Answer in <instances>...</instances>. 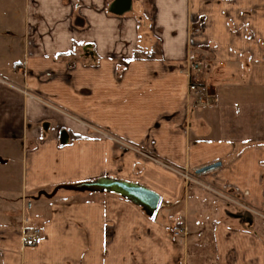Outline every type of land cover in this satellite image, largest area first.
Masks as SVG:
<instances>
[{"label":"crops","instance_id":"crops-1","mask_svg":"<svg viewBox=\"0 0 264 264\" xmlns=\"http://www.w3.org/2000/svg\"><path fill=\"white\" fill-rule=\"evenodd\" d=\"M203 65L209 106L188 90ZM216 163L202 180L245 209L206 221L182 174ZM0 168L18 184L0 185V264H194L180 216L192 243L210 221L214 264H264V0H0ZM103 178L158 195L154 215L36 198Z\"/></svg>","mask_w":264,"mask_h":264},{"label":"rangeland","instance_id":"rangeland-1","mask_svg":"<svg viewBox=\"0 0 264 264\" xmlns=\"http://www.w3.org/2000/svg\"><path fill=\"white\" fill-rule=\"evenodd\" d=\"M197 69H200L199 75L198 76L196 75L199 79V82L201 84L205 85V87L207 89V94L208 95L211 94L212 91H211V87L209 86V84L203 83V81H202V75H203L202 73H205V71H206L205 65H203L202 67H198ZM17 158H19V156H17ZM195 172L183 173L184 175L189 176V180H186L184 177H183V180L185 181V185H186L185 189H187V190L189 189V194L193 195L197 192L198 193L197 197L200 199V201H203L206 208H208L207 210H205V212H203V211L199 212V216L202 217L201 218L202 220L208 221V220L216 218L218 216L227 217V215L230 214L228 209L232 208V207H234V208L237 207L239 210L242 211L243 208L240 207L238 204H233V203L228 201V199L229 200L232 199V200H235L236 202H239L238 197H235L233 193H228L225 191L224 192L222 191V193H221V192L217 191L216 189H213L211 187L209 188V186H207L201 178V177H203L204 174L196 175ZM5 180L6 181L8 180V183H10V185L12 187H15V188L18 187L16 176L11 177V178L7 177L6 175H3L2 170H0V185L3 182H5ZM51 192L52 191H50L49 194ZM227 205H229L230 207ZM207 211H209V212L207 213ZM189 216H190V212H189ZM193 216L194 215L190 216L191 220L193 219ZM230 216H231V214H230ZM178 220L182 223L185 234H182L181 237H175L174 235L171 234L170 229H171V226L175 223V220L167 228L168 233L175 238L183 240L184 245L186 247V250L190 255H192V253L194 254V252H197L198 257L196 256L197 257L196 259L198 261L194 262V264H214L213 246H212L211 235H210L212 226L209 225L211 220L208 223L203 224L202 227H200L204 237L202 240H199L196 243L195 242L192 243L190 241V239H192V237L194 236L193 233L191 234V238L188 240L190 233H189V228L187 227V222H186L185 217L180 216V217H178V219L176 221H178ZM31 230L32 229L27 230V231H31ZM39 236H40V234H39ZM25 243H27V242H25ZM32 243H34V242H32ZM32 243H28V244H32Z\"/></svg>","mask_w":264,"mask_h":264},{"label":"water","instance_id":"water-1","mask_svg":"<svg viewBox=\"0 0 264 264\" xmlns=\"http://www.w3.org/2000/svg\"><path fill=\"white\" fill-rule=\"evenodd\" d=\"M219 167V163L212 164L198 169L195 174H205ZM60 190L74 193L114 194L141 208V210L148 217H152L154 215L160 201L158 195L140 185L107 178L99 179L89 183H81L77 185H61L56 187L50 194H47L45 192L38 193L36 198L39 199L40 197H45L49 199L52 198ZM235 218L242 219L244 223H251L252 221L250 216H236Z\"/></svg>","mask_w":264,"mask_h":264},{"label":"built area","instance_id":"built-area-1","mask_svg":"<svg viewBox=\"0 0 264 264\" xmlns=\"http://www.w3.org/2000/svg\"><path fill=\"white\" fill-rule=\"evenodd\" d=\"M188 90H189L190 95L194 98L195 103L198 106H209L210 104L214 102V98L213 97L211 98L208 96L205 85L199 82V79L196 75L190 76ZM119 146L125 150H132L130 146L125 145L123 143H119ZM182 177H184L186 180H189V176L187 175L182 174ZM228 201L233 204H238L240 207L245 209V207L242 204H240L239 202H236L235 200L228 199ZM170 230H171V234L174 235L175 237H181L182 234H185L182 223L179 220L175 221V223L171 226ZM39 234L40 232L38 229H32L31 231L25 232L24 234L25 242L27 243L35 242L39 238Z\"/></svg>","mask_w":264,"mask_h":264}]
</instances>
